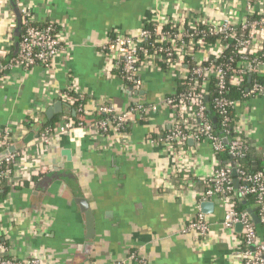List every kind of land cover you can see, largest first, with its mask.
<instances>
[{
  "label": "crops",
  "instance_id": "crops-1",
  "mask_svg": "<svg viewBox=\"0 0 264 264\" xmlns=\"http://www.w3.org/2000/svg\"><path fill=\"white\" fill-rule=\"evenodd\" d=\"M14 3L17 13L25 8L37 23L56 24L67 54L50 68L10 66L0 78V141L8 131L10 141L23 142L18 149L14 146L20 157L14 176L29 183L12 191L0 207V242L9 254L19 261L41 258L47 264H243L240 233L222 228L220 199L211 201L214 212L206 215L208 236L183 232L197 215L218 161L209 142L189 141L183 149L159 142L173 125V111L164 100L177 88L178 74L146 65L141 89L133 90L115 74L106 46L113 31L138 34L159 19L182 15L239 26L250 15L248 1ZM263 10L264 4L255 8L257 13ZM17 13L11 0L0 1L1 60L15 51L9 34L17 27ZM262 72L264 76V66ZM69 88L86 99L89 116L105 103L118 112L140 104L149 110L133 115L122 134L111 130L104 136L90 124L56 132L46 144L41 139L44 121H49L46 111ZM27 119L35 122L32 130L25 127ZM237 120L252 168L264 169V91L243 102ZM31 133L36 137L26 143ZM54 169L65 172V178L51 180ZM85 205L94 217L92 228Z\"/></svg>",
  "mask_w": 264,
  "mask_h": 264
},
{
  "label": "built area",
  "instance_id": "built-area-1",
  "mask_svg": "<svg viewBox=\"0 0 264 264\" xmlns=\"http://www.w3.org/2000/svg\"><path fill=\"white\" fill-rule=\"evenodd\" d=\"M247 1L250 15L239 26L230 21L209 22L185 15L171 21L159 19L151 23L154 26L152 30L145 27L138 34L111 32L106 51L112 59V69L115 72L120 71L122 81L133 90L141 89L142 71L146 65L150 64H154L160 70L175 71L179 80L183 82L182 85L185 88L178 90L177 86L164 100V104L173 111L174 120L171 130L160 139V144L183 149L187 141L192 140L200 144L201 138L204 137V141L212 145L214 152L220 151L224 145L229 146L237 169L239 187L234 186L231 168L216 167L214 174L206 181V189L201 196L196 217L190 220L183 232H193L201 238L208 236L211 226L206 215L201 212L200 205L202 202L218 198L224 207L223 230L236 232L237 225H242L240 233L242 263L264 264V229L260 232L248 210L238 211L234 201L235 195L241 198L254 195L259 208L260 224L264 228V172L248 174L237 162V159L245 155L246 141L241 134L239 122L234 128L237 135L231 139L229 137L230 118L227 114L237 105V102L224 96L227 86L232 84L241 88L246 76L263 75L264 63L258 54L262 51L264 42V10L257 13L255 8L264 4V0ZM19 11L22 18L20 51L15 57L9 54L11 55L10 62L1 69L5 72L10 66L25 69L50 68L57 57L67 54L61 31L54 23H37L25 8H20ZM253 16L259 18L252 20ZM23 26H25L24 31ZM13 33L14 29L9 34L12 44H14ZM209 35L221 36V39L209 44L206 41ZM227 40L234 42V51L240 60L235 62L234 67L225 68L223 64L214 66L210 62L212 58L226 60L225 51L229 47ZM229 61L234 62V58L231 57ZM212 76L217 79L216 89L218 91V96L212 103L213 109L222 117V125L225 127L222 138L213 134V126L205 115L207 108L205 99L209 94L208 79ZM66 91L76 93L73 88ZM263 91L264 86L255 83L249 89L248 98L245 101L255 98ZM77 95L83 98L82 95ZM59 98L67 100L70 104L74 102V99L66 92L60 94L57 99ZM148 110L149 107L140 104L127 111L118 112L114 105L105 103L98 107L97 112L108 114L110 117L108 120L97 121L92 126L105 136L109 134V125L113 124L112 130L122 134L133 115L146 113ZM86 126L83 123L76 124L65 117L56 130H45L41 139L47 144L56 132L69 133ZM11 137L10 132L6 131L0 145L7 146ZM18 158H20L19 155L14 152L4 160L13 167L7 173H0V178L8 177L15 185H23L22 181L25 179H17L14 176ZM0 264L47 263L36 257L24 261L16 260L9 254L5 243L0 242ZM116 264H127V262Z\"/></svg>",
  "mask_w": 264,
  "mask_h": 264
},
{
  "label": "trees",
  "instance_id": "trees-1",
  "mask_svg": "<svg viewBox=\"0 0 264 264\" xmlns=\"http://www.w3.org/2000/svg\"><path fill=\"white\" fill-rule=\"evenodd\" d=\"M17 13V12H16ZM17 15L19 16V14L17 13ZM258 16H253L251 17L252 20H256L258 19ZM153 24H148L146 26V28L148 30H152L153 29ZM25 29V26H23V31ZM59 29V28H58ZM219 39H221V36H208L206 38L207 43L212 44L217 42ZM227 44H229V47L226 49L225 51V56H226V60H220L217 58H212L211 59V63L214 66H218L220 64H223V67L228 68V67H234L236 65V63L240 60V58L237 56V54L234 51V42L232 40H227L226 42ZM263 49L262 51L258 54V56H260L261 61L264 63V42H263ZM15 52V51H14ZM13 52V53H14ZM234 58V62H230V58ZM238 57V58H237ZM143 58V56H142ZM11 57H7L6 59H4L3 61L0 60V77L4 75V71L1 69L2 66H4L5 64H8L10 62ZM237 61V62H236ZM236 62V63H235ZM231 65V66H230ZM116 75H118L120 77L121 72H116ZM231 73H229L230 75ZM251 77V78H250ZM216 77L212 76L210 79H208V87H209V94L207 96V98L205 99L206 102V111H205V115L206 117L209 119V121L211 122L212 126H213V134L217 137L222 138L224 136V129L225 127L222 125V117L218 114V112L216 110L213 109V100L215 98H217L218 96V91L216 89ZM243 87L239 88L237 86L234 85H229L227 86V90L224 94L225 97L232 99V100H236L237 105L232 108L231 110H229L227 116L230 118V123L228 126V129L230 131V139L232 137H235L237 134L234 132V128L237 126V122H238V116H239V112L240 109L243 105V102L245 100H247L248 96L247 94L249 93V89L252 88V86L255 83H258L261 86H264V76L260 75V74H251V76H246L243 82ZM182 81H179L178 83V90H182L183 88H185L183 85ZM67 95L72 97L74 99L73 104H70L67 100H63L62 98H59L57 100L61 101L64 105V113L57 115L54 119L49 120V121H44V128L43 130H49V131H54L56 130L57 126L61 123V119L62 118H69L72 121H74L76 124H80L83 123L85 125H90L93 124L97 121L100 120H108V118L110 117L108 114H104V113H95L94 115H88L84 108H85V104H86V99L83 97L81 98L80 96H78L74 91H66ZM75 112V114L73 113ZM33 124H35V122H33L30 119H27L25 122V127L28 128L29 130L33 129ZM110 127V131L113 129V124L109 125ZM128 125L126 126V130H127ZM125 130V131H126ZM109 131V133H110ZM4 136V134H3ZM2 136V138H3ZM205 140V138H201V142H203ZM22 141L19 143L13 142V141H9L7 146L0 148V152L4 151L5 149H8L11 146H15L17 149L21 147L22 145ZM185 146H189V141L186 142ZM215 157H216V161H218V168H226L229 167V164H227V162L229 160L232 159V156L230 154V150H229V146L224 145L223 148L218 151L215 152ZM237 162L240 163L242 165V167L246 170V172L248 174H256L257 172H264V169H258V170H254L252 168V161L250 160V158L248 157V155L241 156L239 159H237ZM13 167L12 164L1 162L0 163V173H7L8 170H11ZM23 185H27L29 184L27 181H22ZM23 185L19 184V185H15L14 183L10 182L9 178H0V207L1 205L6 202L8 196L10 195V193L14 190H18L20 189ZM235 195V194H234ZM234 201L236 202V209L238 211H247L249 208L253 209L254 212L258 215L259 214V208L256 205V197L254 195H249L246 198H241L237 195H235V199ZM257 229L261 232H263V226L261 224L257 225Z\"/></svg>",
  "mask_w": 264,
  "mask_h": 264
},
{
  "label": "water",
  "instance_id": "water-1",
  "mask_svg": "<svg viewBox=\"0 0 264 264\" xmlns=\"http://www.w3.org/2000/svg\"><path fill=\"white\" fill-rule=\"evenodd\" d=\"M11 3L13 5L14 9L16 10V12H18L17 7H15L14 0H11ZM21 34H22V18H21V15L19 14L18 21H17V27L13 33L15 52L13 53V55L11 57H15L20 51L19 45H20ZM131 91H133V90H131ZM138 93H140V92H138ZM207 100H208V98H207ZM63 113H64V105L61 101H57L50 108H48V110L46 111V117L48 120H52L57 115H60ZM73 113L75 114V112H73ZM35 137H36V134L31 133L30 135L27 136V138L25 139V142L29 143V142L33 141ZM190 142H192V140H190ZM15 150H16V148L14 146H12V147L0 152V163L3 162L10 154L14 153ZM230 165L232 168V176L234 178V186L236 188H238L240 183H239V180L237 179V169L235 167V163H234L233 159H231ZM64 173L65 172H59L58 170L54 169L50 173V179L51 180L52 179L58 180V179L65 178ZM86 206L87 205H85V207L83 209L86 211V214H87L88 227L92 228L94 226V217H93L92 212ZM214 208H215V203L211 202V201L202 202L200 205V210L204 215L212 214L214 212ZM248 212L251 215L254 223L256 225H259L260 219H259L258 215L254 212V210L249 208ZM236 231L241 233V231H242V225L241 224L237 225Z\"/></svg>",
  "mask_w": 264,
  "mask_h": 264
}]
</instances>
